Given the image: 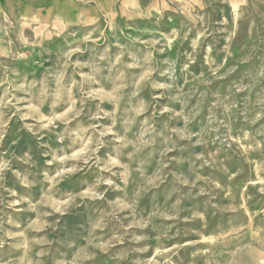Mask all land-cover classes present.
Wrapping results in <instances>:
<instances>
[{"label":"rangeland","instance_id":"1","mask_svg":"<svg viewBox=\"0 0 264 264\" xmlns=\"http://www.w3.org/2000/svg\"><path fill=\"white\" fill-rule=\"evenodd\" d=\"M0 264H264V0H0Z\"/></svg>","mask_w":264,"mask_h":264}]
</instances>
